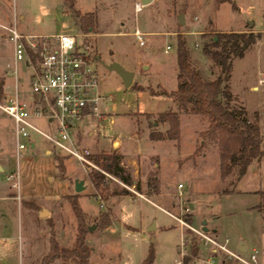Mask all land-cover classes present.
I'll return each instance as SVG.
<instances>
[{"label": "rangeland", "instance_id": "374dc122", "mask_svg": "<svg viewBox=\"0 0 264 264\" xmlns=\"http://www.w3.org/2000/svg\"><path fill=\"white\" fill-rule=\"evenodd\" d=\"M232 1L235 7L228 1L219 4L216 0H153L136 11L139 0H0V103L13 93L15 79L10 74L14 68L13 45L4 26L15 25L23 34L78 32L85 35L82 38L91 44L94 55L106 64L115 61L132 71V84L142 89L133 85L126 88L115 71L96 59L99 91L112 100L101 104V111L106 113L103 120L79 122L72 135L76 129L85 133L82 137L80 133L75 135L76 140L80 147L91 151V156L100 151L120 153V140L123 144L130 140L134 149L143 148L136 155L133 151L122 154V166L131 175L136 171L140 180L141 191L136 193L112 174L99 171L102 167L96 163L98 169L89 166L84 170L73 156L59 151L35 132L30 135L33 148L29 146L17 158L13 119L0 109V264H40L49 250L50 237L60 246L71 248L79 225L72 201H76L86 229L84 237L91 264H142L151 245L152 264H177L183 239L188 240L187 252L193 243L198 249L190 264H205L207 258L217 264H237L179 223L176 217L185 220L189 212L191 226L197 229L202 228V220L212 215L205 223L208 236L220 242L228 238V248L235 252L243 240L248 245L243 253L255 250L257 264H264V156L249 166L232 190L228 180L220 179L216 144L202 135L208 127L205 116L198 115L196 120L182 118L179 151V141L153 145L160 153L159 184L167 193L150 195L144 187L147 173L158 172L153 165L158 155L145 154L153 149L147 133L164 129L167 124L156 123V115L173 107L169 96L152 94L176 88L178 37L186 42L192 66L204 78L213 79L220 69L202 52L208 36L248 27L249 21L254 23L261 38L242 58L233 60L227 85L233 96L230 104L244 108L249 120L258 123L264 133V85L258 90L252 88L264 71V0ZM182 11L185 23L180 25L177 16ZM85 14H94L96 19L92 28L81 30L78 20ZM136 28L144 33V45H139L133 34ZM167 44L171 48L165 52ZM16 69L18 89L21 94L27 93L29 69L22 61L16 63ZM33 123L46 133L55 132L53 123L43 119H33ZM89 128L93 136L86 135ZM196 135V147H203L178 160ZM94 141L103 149H91ZM135 157L136 164L127 161ZM56 159L62 164L61 169L57 168ZM13 172L19 173L16 187L13 180L6 179ZM93 172L104 175L107 190L93 186L88 178ZM75 179L84 180L85 187L80 192L74 189ZM215 225L218 228L213 233ZM52 264L78 263L58 259Z\"/></svg>", "mask_w": 264, "mask_h": 264}, {"label": "trees", "instance_id": "16d2710c", "mask_svg": "<svg viewBox=\"0 0 264 264\" xmlns=\"http://www.w3.org/2000/svg\"><path fill=\"white\" fill-rule=\"evenodd\" d=\"M69 1V0H65ZM228 1L235 7L232 0H216L217 3ZM71 2V1H70ZM69 2V5L72 4ZM94 14H85L78 20L79 28L87 30L93 27ZM204 36V34H203ZM209 41L202 47L204 55L209 57L220 73L213 79L204 78L202 73L192 66L190 54L186 42L181 37L176 41L177 61V85L173 91L162 90L157 94L167 95L176 103L175 111L167 110L156 115V123H165L164 131L151 129L149 138L151 140H173L179 141L180 127L179 115L181 113L205 116L208 127L202 132L204 137L212 140L218 148L219 173L222 182L229 181L232 190L236 183L246 174L249 166L260 161L264 156V133L258 123L249 120L247 111L241 106H232L233 99L227 81L232 72L233 60L242 58L247 50L256 44L261 38L260 31L249 29L246 31H224L216 32L208 36ZM133 85V84H132ZM131 85V86H132ZM142 89V87H136ZM2 85L0 84V94ZM1 98V97H0ZM203 144L196 147L199 151ZM92 160L108 173L117 177L126 185L133 182L131 174L120 165L121 156L115 151H100L91 156ZM56 166L61 169L62 164L58 159ZM90 182L95 188L107 190L105 177L102 173L93 172L88 175ZM232 178V179H231ZM127 191L124 190L123 193ZM112 193H120L112 191ZM264 196V191H261ZM73 209L79 221L78 231L71 248L59 245L54 237L49 238V250L42 257L40 264H52L58 259L75 260L78 264H91L89 261L90 248L85 243V227L81 213L76 201H72ZM258 210H262L257 205ZM191 214L185 215V220L192 225ZM106 216L105 214L102 215ZM107 219V216L106 218ZM196 245L190 244L188 252L182 257V264H190L197 257ZM154 261V250L152 245L142 264H152Z\"/></svg>", "mask_w": 264, "mask_h": 264}, {"label": "built area", "instance_id": "2783aa9c", "mask_svg": "<svg viewBox=\"0 0 264 264\" xmlns=\"http://www.w3.org/2000/svg\"><path fill=\"white\" fill-rule=\"evenodd\" d=\"M141 3L135 4V10L141 9ZM4 28L8 31V39L13 45L14 68L10 74L14 76L13 93L6 96L0 103V109L9 115L14 122L15 147L18 153H25L29 146L31 132L46 137L58 149L73 156L86 170L89 166L97 165L91 159V151L80 147L72 135L77 123L83 120L101 121L105 114L101 111V104L111 102L110 95L99 91V75L94 67L96 56L92 46L78 32H61L51 34H23L17 31L15 25ZM133 34L137 37L139 45H144L143 34L135 29ZM87 36V35H86ZM167 44L164 51L170 50ZM22 61L29 69L28 92L21 94L17 83L16 63ZM257 84L253 89L258 90L264 85V71L259 74ZM33 119H43L54 124V133H46L39 129ZM97 169L99 167H96ZM108 175L106 170L99 169ZM13 180L12 185L19 184V173L13 172L6 176ZM181 187V184H178ZM181 197V192L178 193ZM182 202H180L181 204ZM184 227L191 229L204 239V243L215 246L214 251H222L229 260L237 264H257L256 251L248 254L232 251L228 248L229 240L225 238L220 242L206 234L202 228H194L182 217H176ZM188 240L181 242V258L177 264H182V257ZM184 248V249H182ZM205 264H217L208 258Z\"/></svg>", "mask_w": 264, "mask_h": 264}, {"label": "crops", "instance_id": "0c3cea01", "mask_svg": "<svg viewBox=\"0 0 264 264\" xmlns=\"http://www.w3.org/2000/svg\"><path fill=\"white\" fill-rule=\"evenodd\" d=\"M252 25H253V30L254 31H259V29L258 28H255L254 27V23L252 22ZM252 25H249L248 27H241V28H239V29H236V30H228V31H246V30H249V29H251V26ZM137 29V28H136ZM139 30V29H138ZM224 32V31H223ZM165 52H167V51H165ZM146 68H147V66H146ZM134 79V78H133ZM253 88V87H252ZM167 90V89H166ZM174 90V89H173ZM173 90H167L168 92H170V91H173ZM151 94V93H150ZM152 95H163V94H152ZM167 96V95H166ZM171 98V97H170ZM176 108H177V105H176V103L173 101V107L172 108H170L169 110H172V111H175L176 110ZM111 110H114V107H112V109ZM165 111H167V110H165ZM161 112H164V111H161ZM197 116L198 115H196V114H186V113H181L180 115H179V127H180V137H179V143H178V146H177V144H176V148H177V150L179 151L180 149H181V146H182V143H181V121H182V118L183 117H187V118H189V119H192V120H196V118H197ZM81 122H86L87 124L89 123V122H91V121H89V120H83V121H81ZM154 126H156V123L154 124ZM78 128V127H77ZM167 128V125H166V127L164 128V129H162V130H159V131H163V130H165ZM150 132V131H149ZM149 132L147 133V138L150 140V142L152 143V148L153 149H151V152L152 153H149V152H145V154H154V155H158V160L157 161H155L154 163H153V165H154V167L158 170V172H148L147 173V175H146V178H145V180H144V187H145V192L146 193H148V194H150V195H156V196H160V195H162V194H166L167 192H165L164 190H163V188H162V186H160V177L162 176L161 175V163H160V153H158V151L157 150H155V148L153 147V145H155V146H158V145H162V144H165V143H171V142H174L173 140H168V139H164V140H151L150 138H149ZM78 133H80V135H79V137H82V135L83 134H85V133H82L81 132V130L79 131V129H76L75 130V133H74V137H75V139H76V136L75 135H78ZM86 135H88V136H93V131H92V129H88V130H86ZM197 135H198V133H197ZM196 135V138H195V140L194 141H192V144L189 146V148L185 151V152H183V154H182V157H179V159L178 160H182V159H184V158H186V157H188V156H190V155H192V154H194V151H195V148H196V145H197V142H198V136ZM134 137H136V136H134ZM130 141V140H129ZM127 142V144H123L122 143V140H120L119 142H120V146L119 147H121V149H122V151L119 153V155L121 156V158H120V165L122 166V159H123V156H122V154L123 153H127V152H130V151H133V152H135V155L137 154V153H140L141 152V150L143 149L142 147H138V148H136L135 147V149L134 148H132L131 147V143L130 142ZM93 143V142H92ZM114 143V142H113ZM34 146V145H33ZM32 146V147H33ZM88 146V145H87ZM92 147H91V149H97V148H101V149H103V147H102V145H98V143H96L95 141H94V143L91 145ZM47 152H49V151H47ZM115 152H117V151H115ZM118 153V152H117ZM153 155V156H154ZM137 159H138V157H137ZM177 160V161H178ZM130 164H136L137 163V161H136V157H135V159H128L127 160ZM1 169L3 170V167L1 166ZM131 174V173H130ZM219 175H220V173H219ZM245 175V174H244ZM131 177H132V179H133V182H132V184H130V185H128V186H131V187H133L135 190H136V193H137V191L138 192H140L141 191V186H140V180H139V178H138V175H137V173H136V171H133V173H132V175H131ZM242 179V178H241ZM240 179V180H241ZM239 180V181H240ZM178 184H180V183H178ZM177 184V185H178ZM85 186V185H84ZM182 188V187H181ZM166 189H169L168 187H166ZM167 191V190H166ZM143 198H145V196H143ZM146 199V198H145ZM148 200V199H147ZM189 205H192L191 203H189ZM192 208H193V205H192ZM191 209V208H190ZM190 213V212H189ZM209 217V218H208ZM207 218L208 219H212V215H208L207 216ZM206 218V219H207ZM205 219V220H206ZM217 228H218V226L217 225H215V226H213L212 227V232L213 233H215L216 231H217ZM216 235V234H215ZM241 241H243V240H240L239 241V243H238V246H237V249H238V247H239V245H240V242ZM244 243H246L245 241H243ZM246 246L248 247V245H247V243H246ZM247 250V249H246Z\"/></svg>", "mask_w": 264, "mask_h": 264}, {"label": "water", "instance_id": "95a60500", "mask_svg": "<svg viewBox=\"0 0 264 264\" xmlns=\"http://www.w3.org/2000/svg\"><path fill=\"white\" fill-rule=\"evenodd\" d=\"M141 5L142 6H145V5H148L150 4L153 0H139ZM177 20H178V23L180 25H183L185 23V16H184V12H180L177 16ZM249 25H252V21H249ZM96 59L102 63L104 65L105 68H107L108 70H111V71H115L121 78L124 86L127 88V87H130L133 83V78H134V73L130 70H127L124 68V66H122L120 63L118 62H111V63H105L104 61L101 60L100 56L99 55H96ZM146 68V66H145ZM84 180L81 179H75L74 180V189L76 192H80L84 189ZM190 208H192V205H189ZM46 213V212H45ZM45 213H42L41 215H44ZM205 223H206V220H202L201 221V225H202V229L204 231H208L207 227L205 226ZM89 230H92V227H89L88 228ZM151 229V228H149ZM247 249V246H246V243H244L243 241L240 242V245L238 247V251L240 252H245Z\"/></svg>", "mask_w": 264, "mask_h": 264}]
</instances>
